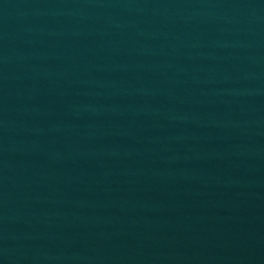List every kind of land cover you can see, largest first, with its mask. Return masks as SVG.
Masks as SVG:
<instances>
[{
    "label": "water",
    "instance_id": "water-1",
    "mask_svg": "<svg viewBox=\"0 0 264 264\" xmlns=\"http://www.w3.org/2000/svg\"><path fill=\"white\" fill-rule=\"evenodd\" d=\"M0 264H264V0H0Z\"/></svg>",
    "mask_w": 264,
    "mask_h": 264
}]
</instances>
